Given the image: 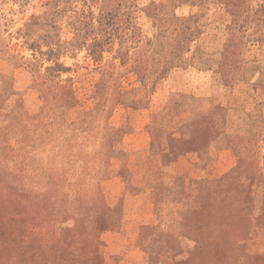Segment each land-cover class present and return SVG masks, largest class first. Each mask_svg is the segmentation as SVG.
I'll return each instance as SVG.
<instances>
[{
    "label": "rangeland",
    "instance_id": "obj_1",
    "mask_svg": "<svg viewBox=\"0 0 264 264\" xmlns=\"http://www.w3.org/2000/svg\"><path fill=\"white\" fill-rule=\"evenodd\" d=\"M244 1L249 19L264 2ZM230 23L221 0H0V169L30 194L57 179L56 235L75 226L77 204L111 206L101 256L88 264H236L197 256L186 237L167 253L165 238L180 229V187L242 164L238 183L252 182L253 204L264 199V25L249 23L228 46ZM202 118L215 126L206 149L168 153L171 139L199 140ZM149 154L173 160L155 190L171 193L159 198L160 219L131 173ZM249 240L251 253L264 250V234Z\"/></svg>",
    "mask_w": 264,
    "mask_h": 264
},
{
    "label": "trees",
    "instance_id": "obj_2",
    "mask_svg": "<svg viewBox=\"0 0 264 264\" xmlns=\"http://www.w3.org/2000/svg\"><path fill=\"white\" fill-rule=\"evenodd\" d=\"M128 1L119 0V3ZM221 2L231 17V23L226 27L227 35L232 38L228 46L237 39V35L239 40L245 38L249 23L261 21L264 25V2L255 9L256 16L252 19L244 14V0ZM256 26L262 30L258 24ZM178 47L180 48L176 46ZM186 49L189 51V46ZM197 125L201 127L199 140L190 137L185 145L182 142L173 145L174 140L171 139L168 153H174L177 149H188L183 151V154L190 151L200 153L206 149L215 133L214 122L202 118ZM151 146L154 147V141L148 146L149 151ZM171 163L173 160L166 164L159 163L152 154L132 160L133 179L149 186L159 219L162 218L158 215L159 198H166L171 193H166V189H163L159 194L155 193V190L162 186V167ZM141 167H145L142 172ZM242 172L244 170L241 164L230 173L211 181L209 185L192 189L180 187L175 191V196H178L176 204L180 205L177 211L181 217L180 229L175 237L171 231L165 235L169 246L167 253L174 250L177 237H186L192 240L195 254L205 260H230L236 264H246L250 261L264 263V250L251 253V247L248 245L251 235L264 234V219L260 224L258 216L249 214L252 208H258L264 218V199L261 205L252 203L256 191L252 188V182L251 185L238 183ZM57 182V179L51 176L42 178L36 182L42 190L30 194L18 184L17 179L0 169V264H8L13 259L27 264H88L101 256L100 234L110 230L106 218L112 210L111 206L102 199L96 204H77L72 209L75 226L56 235L52 229L51 213L58 206L55 201L59 193L56 189ZM262 189L264 198V185ZM144 190L145 188L138 193ZM85 205L90 207L86 208ZM93 205L99 209L94 214H88L87 210ZM242 259L244 262L240 261ZM189 264L193 262L190 260Z\"/></svg>",
    "mask_w": 264,
    "mask_h": 264
}]
</instances>
